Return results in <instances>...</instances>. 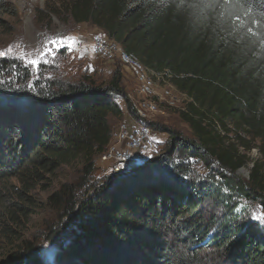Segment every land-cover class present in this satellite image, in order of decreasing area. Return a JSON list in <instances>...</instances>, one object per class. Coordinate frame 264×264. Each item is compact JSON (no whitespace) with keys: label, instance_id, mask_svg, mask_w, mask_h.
<instances>
[{"label":"trees","instance_id":"obj_1","mask_svg":"<svg viewBox=\"0 0 264 264\" xmlns=\"http://www.w3.org/2000/svg\"><path fill=\"white\" fill-rule=\"evenodd\" d=\"M27 1L0 0V27L10 31L5 17L18 18ZM50 1L38 12L44 33L49 15L89 23L164 73L190 100L180 115L194 138L147 124L168 134L160 152L85 197L94 159L114 134L108 115L124 110L118 101L139 122L120 72L97 82L82 73L69 78L49 62L34 69L0 56V264H47L21 230L39 205L33 191L48 188L55 171L73 162L84 176L45 201L68 217L69 228H51L47 237L58 247L54 264H264V229L241 209L254 200L264 209V38L249 24L260 16L259 0H242L239 19L199 0ZM230 131L261 159L225 144ZM248 162L245 182L236 172Z\"/></svg>","mask_w":264,"mask_h":264},{"label":"rangeland","instance_id":"obj_2","mask_svg":"<svg viewBox=\"0 0 264 264\" xmlns=\"http://www.w3.org/2000/svg\"><path fill=\"white\" fill-rule=\"evenodd\" d=\"M50 0H28L26 2L25 9L20 13L18 18H12L9 16L5 17L10 23V31L4 30L0 27V51H3L5 55L15 58L16 60H21L26 63L25 56L29 59L35 58L39 59L40 63H51L56 65L60 73L66 74L69 78H76L77 75H87L92 77L97 82L108 81L115 71H119L121 74V82L128 93V96L133 103H137L139 98L136 92V84L133 77L129 74L128 69L123 65L119 59L113 58H102L97 57L91 52V42L94 34H101L104 37L105 34L101 29L95 25L89 23H74L68 20L65 23H60L59 20L53 16H50V23L48 32L44 33L40 28L39 20L42 18V14L38 13L43 10L44 5ZM55 2L57 0H51L50 2ZM39 16V17H38ZM57 37H76L77 42L73 45L72 49L69 50L67 47H60L54 49L53 53H45L41 56L40 53L44 52L46 48L51 47V41ZM11 47V52L8 51ZM63 48L65 54L61 56H56L57 51ZM155 92L157 93L158 103L164 110V114L151 115L145 121L146 125L151 123L163 125L178 131L183 136L193 139L194 133L191 127L182 120L180 112L186 111V106L189 98L184 94L179 92L170 82L166 75H157L155 78ZM172 89H169L171 87ZM175 98L178 100L175 102ZM174 101V105H169V101ZM120 106L124 109L121 115L109 114L108 120L114 131V134L110 140V145L115 143V134L122 123H126L130 127H133L137 121H135L125 110L122 101H118ZM152 134L156 140L160 142L161 148L167 139L168 134L165 132H159L153 130L150 127ZM233 132V126L230 128ZM232 131L226 133L224 143H234L240 154H247L251 160L261 159L257 149H251L246 152L242 146L238 143V139L234 137ZM241 131V130H240ZM222 135L223 133L220 132ZM240 136L244 137L243 133ZM248 141L253 144L258 145V141ZM157 150L156 153L153 152V156L158 154L161 150ZM103 154V153H102ZM102 154L95 157V169L91 174V179L87 189L86 196L93 193V187L105 183L112 176L110 167L113 165L112 161H106L102 158ZM79 162H73L69 165H64L60 167L52 176L50 185L45 190L42 189L41 185L38 186L33 192V196L38 201L37 206L32 208V213L27 218V222L23 225L21 234L23 239L33 240L41 248V255L43 260L47 264H54L53 260L55 255L58 254L57 245L53 244L52 241H48L47 237L50 236L51 228H58V226L66 225L68 226V217L59 218V215L55 213L52 209L45 204L47 196L54 190L57 189L62 183H77L80 178L84 176L82 172V167ZM194 166L200 173H204V164L200 161L194 162ZM252 167V163L248 162L245 166L239 168L236 172L238 178L247 182L249 170ZM244 202V201H243ZM246 208L249 216L256 224L264 229V209L261 207L258 201H250L243 204L241 209ZM61 220V221H60ZM59 222L56 226H54ZM68 232L66 229L64 233ZM67 238V237H66ZM1 251V250H0ZM1 260V257H0Z\"/></svg>","mask_w":264,"mask_h":264},{"label":"built area","instance_id":"obj_3","mask_svg":"<svg viewBox=\"0 0 264 264\" xmlns=\"http://www.w3.org/2000/svg\"><path fill=\"white\" fill-rule=\"evenodd\" d=\"M91 52L97 57L119 59L133 77L139 97L134 104L139 122L133 127L122 123L115 134V143H109L102 154L104 160L113 162L110 170L113 172L111 175H115L139 160L152 158L153 152L156 153L161 148L145 120L151 115L164 114L155 92V78L164 73L148 69L133 54L126 53L118 43L99 33L92 38ZM174 101L178 100L175 98ZM174 101H169L168 104L174 105Z\"/></svg>","mask_w":264,"mask_h":264},{"label":"snow or ice","instance_id":"obj_4","mask_svg":"<svg viewBox=\"0 0 264 264\" xmlns=\"http://www.w3.org/2000/svg\"><path fill=\"white\" fill-rule=\"evenodd\" d=\"M261 4L260 16L256 17L255 20H250L249 24L255 23L257 25L256 31L261 34L264 38V32L261 31V26L264 25V0H259ZM200 6L210 7V8H220L232 9V15H235L238 19L240 17L241 3L242 0H199ZM231 18V17H230ZM249 32H252V28H248ZM77 42L76 37H57L53 39L51 47L45 49L44 52H41L40 55L43 56L45 53H53L54 49H58L62 46L67 47L69 50L72 49L73 45ZM260 41H257L259 43ZM11 52V47L8 49ZM5 55L3 51H0V56ZM26 63L30 64L34 69L40 64L39 59L31 58L29 59L25 56ZM2 82V81H0Z\"/></svg>","mask_w":264,"mask_h":264},{"label":"water","instance_id":"obj_5","mask_svg":"<svg viewBox=\"0 0 264 264\" xmlns=\"http://www.w3.org/2000/svg\"><path fill=\"white\" fill-rule=\"evenodd\" d=\"M147 161L148 160H141V161L139 160V161L133 163L131 166H128L127 168H125L123 171H125L127 173H133L135 171H138V170L142 169V167L144 166V164Z\"/></svg>","mask_w":264,"mask_h":264}]
</instances>
